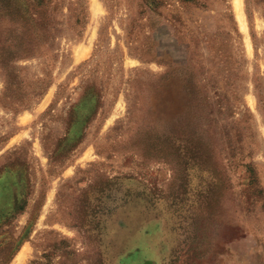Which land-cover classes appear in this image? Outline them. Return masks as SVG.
I'll return each instance as SVG.
<instances>
[{
  "label": "rangeland",
  "instance_id": "1",
  "mask_svg": "<svg viewBox=\"0 0 264 264\" xmlns=\"http://www.w3.org/2000/svg\"><path fill=\"white\" fill-rule=\"evenodd\" d=\"M0 264H264V0H0Z\"/></svg>",
  "mask_w": 264,
  "mask_h": 264
},
{
  "label": "bare ground",
  "instance_id": "2",
  "mask_svg": "<svg viewBox=\"0 0 264 264\" xmlns=\"http://www.w3.org/2000/svg\"><path fill=\"white\" fill-rule=\"evenodd\" d=\"M1 199H3V198H1ZM21 259V256H20V258H19V260Z\"/></svg>",
  "mask_w": 264,
  "mask_h": 264
}]
</instances>
